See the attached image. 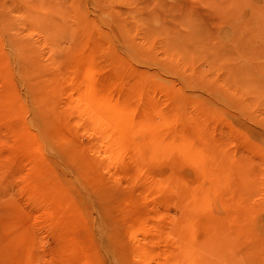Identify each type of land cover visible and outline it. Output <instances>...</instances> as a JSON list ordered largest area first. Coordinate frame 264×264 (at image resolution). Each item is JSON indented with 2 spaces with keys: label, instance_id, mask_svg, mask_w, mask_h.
Returning a JSON list of instances; mask_svg holds the SVG:
<instances>
[{
  "label": "rangeland",
  "instance_id": "rangeland-1",
  "mask_svg": "<svg viewBox=\"0 0 264 264\" xmlns=\"http://www.w3.org/2000/svg\"><path fill=\"white\" fill-rule=\"evenodd\" d=\"M0 264H264V0H0Z\"/></svg>",
  "mask_w": 264,
  "mask_h": 264
}]
</instances>
